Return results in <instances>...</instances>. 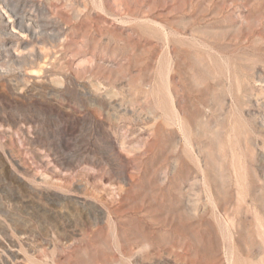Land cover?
I'll use <instances>...</instances> for the list:
<instances>
[{
  "label": "rangeland",
  "instance_id": "rangeland-1",
  "mask_svg": "<svg viewBox=\"0 0 264 264\" xmlns=\"http://www.w3.org/2000/svg\"><path fill=\"white\" fill-rule=\"evenodd\" d=\"M0 264H264V0H0Z\"/></svg>",
  "mask_w": 264,
  "mask_h": 264
}]
</instances>
